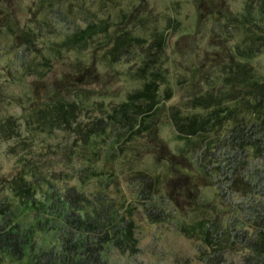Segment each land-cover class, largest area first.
<instances>
[{"label":"rangeland","instance_id":"1","mask_svg":"<svg viewBox=\"0 0 264 264\" xmlns=\"http://www.w3.org/2000/svg\"><path fill=\"white\" fill-rule=\"evenodd\" d=\"M199 1L53 0L48 11L55 15L56 32L50 33L44 27L36 31L38 52L16 43L7 28L1 27L0 123L13 118L16 127L13 133L0 130V202L10 201L15 220L22 221L33 246L22 259L0 250V264H20L31 260L35 250L53 245L59 248V234L53 227L60 220L49 215L50 211L43 212L53 203L50 199L53 187L61 191V195L68 187H76L91 198L103 195L106 202H114L116 210L122 211L123 203L128 208H137L133 219L138 252L123 253L109 244L103 251L104 264H207L206 257L213 250L202 241L197 223L204 217L215 216L225 229L230 228L233 218L232 212L225 211L231 198L226 195L224 201L221 199L219 183L225 182L238 162L248 175L252 171L263 174L264 164L250 145L243 152L232 146L229 130L235 119L228 120L218 135H211L210 151L206 152L197 146L199 135L179 138L170 119L168 107L172 106L183 114L207 113L203 107H191L189 98L199 92L223 89V58L229 57L233 44L244 37L241 32L220 27L214 22V16L201 20ZM2 3L11 6L16 23L37 28L31 13L43 10V7L37 9L40 0H1L0 5ZM227 3L234 12L244 11L245 0H227ZM132 10L133 18L123 20V15ZM95 16L109 21L110 34L95 36L84 49L68 50L58 46L72 30L83 27ZM257 18L264 25V17ZM119 29H129L143 38L142 43L134 46L119 62L113 63L107 58L99 60L96 78L76 81L72 98L80 109L73 119L74 125L42 129L34 118L28 119L33 98L39 93L43 95L45 90L50 94L61 88V79H65L78 61L86 64L93 55L110 57L106 52ZM159 37L164 39L156 52L163 73L159 95L163 100L166 93L171 92L172 97L166 101L167 110L156 123L155 139L143 134L121 143L122 148H118L117 153L108 142L112 135L110 129L100 134L91 133L84 140L80 129L86 127L91 116L110 112L151 77L148 73L145 77L137 75L134 70L142 65L150 51L156 50L155 40ZM101 39L102 44L95 46ZM42 55L59 58L45 65ZM215 63L219 66L212 65ZM250 63L257 75H264V48L250 58ZM63 92L68 95L70 91L64 89ZM226 104L233 105L234 101ZM160 143L165 144L163 149ZM200 162L206 171H213V177L199 170ZM18 176L34 183L39 208L25 207V200L13 188ZM147 181H151L152 186L145 187ZM92 208V205L87 206L89 210ZM183 226L194 227L193 232H184ZM221 236L226 238L225 233ZM226 246L222 264H247L248 250L234 242H227Z\"/></svg>","mask_w":264,"mask_h":264},{"label":"trees","instance_id":"2","mask_svg":"<svg viewBox=\"0 0 264 264\" xmlns=\"http://www.w3.org/2000/svg\"><path fill=\"white\" fill-rule=\"evenodd\" d=\"M52 5L53 0H40L37 9L43 7V10L32 11L31 17L38 25L36 29H32L28 25L21 26L16 23L11 6H5L2 3L0 29L6 27L16 43L32 47V51L38 52L39 50L35 47L36 31L44 27L48 28L50 33L56 32L55 21L53 22L55 15L48 11ZM198 11L201 20L214 16L216 18L214 22L220 27L241 32L244 37L233 44L228 52L229 57L223 58L224 62L221 64L225 74L222 82L223 89L217 90V93L199 92L189 98L188 103L191 107H203L208 110L207 113L188 115L181 113L178 107L172 106L168 107L170 119L179 138L199 135L197 146L202 147L204 152L210 151L208 145L211 143V135H218L228 120L235 119L229 130L232 146L236 151L243 152L250 145L254 155L264 164V75H257L250 63V58L264 48V25L257 18L264 17V0H245L243 12L232 11L227 0H200ZM134 15L135 12L132 10L122 18L128 20ZM110 26L107 19L95 16L83 27L79 26L72 30L58 46L68 50L87 48L95 36L110 34ZM142 40L143 38L132 34L129 29L116 31L106 52L110 57L93 55L91 61L86 64L78 61L75 68L66 74L65 79H61V88L50 94H47L49 92L45 90L43 95L39 93L33 98L31 115L28 119L34 118V122L42 129L47 126L74 125L73 119L80 109L79 103L72 98L77 88L76 81L96 78L99 74V60L107 58L113 63L119 62L123 56L131 52L134 46L141 44ZM163 41V38H157L154 45L156 50L150 51L142 65L134 70L137 75L145 77L148 73L151 77L140 88L128 93L126 100L114 106L110 112L91 116L90 121L88 120L84 125L86 127L80 129L84 140L91 133L100 134L110 129L112 135L108 137V142L113 152L117 153V149L122 148L121 143L143 134L152 140L155 139L156 123L167 110L166 101L172 97V93L168 90L163 100L159 95L163 73L162 65L158 63L157 50L161 49ZM102 42V39L98 40L95 46H100ZM53 58L59 57L42 55V62L50 65ZM218 64L212 65L219 66ZM64 89L70 91L68 95H65ZM227 101H234V104L228 105ZM15 127L13 118H7L0 123V130L7 133H13ZM160 144L163 149L165 144ZM199 166V170L205 172L209 178L213 177V171H206L207 168L203 167L201 162ZM240 167L238 162L225 182L219 183L221 199L224 201L226 195L231 198L225 210L228 213L232 212L233 215L230 219V228L222 229L215 216L204 217L197 223L202 241L213 250V253H209L206 257L207 264L224 262L228 249L227 242L239 243L248 250L247 264H264V172L259 174L257 171H252V174L248 175ZM138 174L145 175L141 172ZM192 183L193 180H190V184ZM144 186H152L151 181H147ZM13 188L25 200V207L39 208L35 202L34 183H29L24 177L18 176L14 180ZM51 196H53L50 197L53 203L47 205L43 212L47 214L50 211L49 215L60 220L55 222L56 226L53 227L59 234V248L53 245L35 250L31 260L20 264H104L103 251L109 244L116 246L123 253L138 252L137 238L134 235L136 225L133 219L136 207L128 208L127 204L123 203L121 205L123 210H116L114 202H106L103 195L91 198L76 187H68L62 195L61 191L53 187ZM235 196L240 200H235L237 199ZM56 201L57 204H55ZM89 205L93 206L91 210L87 209ZM13 213L14 208L9 200L0 202V250L14 258L22 259L33 243L22 221L15 220ZM38 222L41 223V219ZM247 224L248 226L244 227ZM191 227L181 228L184 232L191 234L194 228ZM224 233L226 238H221Z\"/></svg>","mask_w":264,"mask_h":264}]
</instances>
